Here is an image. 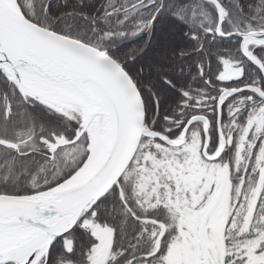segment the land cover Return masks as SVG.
Listing matches in <instances>:
<instances>
[{"label": "snow or ice", "instance_id": "6c2138e0", "mask_svg": "<svg viewBox=\"0 0 264 264\" xmlns=\"http://www.w3.org/2000/svg\"><path fill=\"white\" fill-rule=\"evenodd\" d=\"M0 264H264V0H0Z\"/></svg>", "mask_w": 264, "mask_h": 264}, {"label": "trees", "instance_id": "16d2710c", "mask_svg": "<svg viewBox=\"0 0 264 264\" xmlns=\"http://www.w3.org/2000/svg\"><path fill=\"white\" fill-rule=\"evenodd\" d=\"M95 2H98V0H95Z\"/></svg>", "mask_w": 264, "mask_h": 264}]
</instances>
